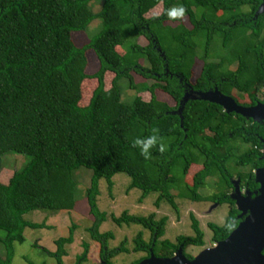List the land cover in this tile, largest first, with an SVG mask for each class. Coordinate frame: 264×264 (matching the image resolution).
Wrapping results in <instances>:
<instances>
[{
	"label": "trees",
	"instance_id": "obj_1",
	"mask_svg": "<svg viewBox=\"0 0 264 264\" xmlns=\"http://www.w3.org/2000/svg\"><path fill=\"white\" fill-rule=\"evenodd\" d=\"M91 1L0 0V171L5 153L24 158L6 183L0 181V229L6 248L0 264H11L12 242L24 241L25 227L44 226L23 214L73 210V173L79 167L92 172L84 199L92 218L88 231L99 244L97 264H113L112 257L129 251L124 241L109 249L112 233L99 232L107 219L97 206L100 178L111 188V177L125 173L129 188L141 190L140 200L158 193L156 206L165 200L176 209V195L227 203L225 222L207 224L212 243L226 238L240 221L230 198L233 181L252 195L259 186L254 177L256 169L264 168V119L228 113L194 96L218 90L243 106L264 103V12L257 13L261 0H102L97 13ZM160 2L161 13L145 17ZM179 5L186 9L189 26L166 15ZM95 16L101 28L78 46L73 35L86 33ZM94 59L97 68L89 72ZM197 60L201 64L194 75ZM131 72L151 83L124 102L119 80L126 77L133 88ZM156 90L172 103L159 99ZM143 91L149 99L138 94ZM244 95L249 102L238 99ZM154 130L159 140L146 160L133 142ZM189 170L194 173L188 181ZM211 181L215 192L202 195L200 188ZM110 217L117 225L139 224L150 233L148 241L142 231L133 238L132 252L145 254L130 264H138L150 250L157 257H170L179 246L184 251L187 245H204L193 216L195 236H178L175 243L159 239L166 217L156 220L154 212L136 216L124 211ZM227 222L230 227H225ZM74 228L72 223L69 235L54 241V251L35 246L63 264ZM83 245L74 264L86 259L88 245Z\"/></svg>",
	"mask_w": 264,
	"mask_h": 264
},
{
	"label": "rangeland",
	"instance_id": "obj_2",
	"mask_svg": "<svg viewBox=\"0 0 264 264\" xmlns=\"http://www.w3.org/2000/svg\"><path fill=\"white\" fill-rule=\"evenodd\" d=\"M101 3L102 0H92L90 2V7L94 13L99 11ZM161 11L162 3L160 2L149 10L145 14V17L149 18L159 15ZM180 19L189 26L186 16H183ZM168 22L172 23L170 20L166 23ZM175 23L176 22L172 24ZM100 28V17L95 16L88 24L86 33L79 32L74 34L73 39L78 46L83 45L88 41V38L95 35ZM200 41L203 42L202 39ZM138 42L144 44L145 39L139 37ZM94 60L90 65L89 72H94L97 68L96 60L95 62ZM143 64L146 65L145 62H143ZM200 64L201 61L197 60L194 66V75L198 72ZM131 75L133 77V88H129L128 79L126 77H122L119 80L121 100L124 102H131L137 93L136 91L151 83V80H145L138 74L131 72ZM155 92L159 99L166 101L169 100V103H172L166 94L158 90ZM138 94L142 95L145 99H149L150 97L148 92L143 91ZM238 99L242 102H249L248 97L245 95ZM2 162L3 166L0 171V181L6 183L13 171L22 167L24 158L16 153H5L2 156ZM193 173V170H189L186 175L188 181L191 180ZM91 174V170L84 167H79L74 170L73 177L76 182V201L73 210L54 212L50 210L36 209L23 214L25 220L42 224L44 226L24 228V241L12 242L13 255L11 256V264H57L55 257L43 252L39 247L54 251V241L60 237H66L69 235V227L72 223L75 224V228L73 229L72 241L65 245L66 254L62 256L63 264H74L76 257L82 254L84 250V243L88 245V249L86 259L81 264L98 263L99 244L94 241L89 234L88 227L92 223V218L88 212V206L84 199L85 189L89 186ZM111 181V188L108 187L104 178H100L98 182L99 194L97 195V206L101 211L107 214V219L101 223L99 232L109 231L112 233L113 237L108 240L109 249L118 247L124 241L123 246L129 250L128 252H121L112 257L110 261L113 264H130L134 260L144 256V252H132L134 247L132 240L138 231H142V236L145 241H148L150 238L149 231L139 224L126 225L121 223L122 225H117L111 219L110 215L118 217L124 211L136 216H147L154 212L156 220L166 217L164 233L159 239H167L173 243L177 242L176 238L178 236H195V232L191 228V218L193 216V218L197 220L198 226L202 231L204 245H187L184 249L185 253L191 255L193 258L204 248L214 246V243L211 242L212 232L207 224L214 223L216 225H222L225 222L228 212L227 203L218 204L211 201L194 202L176 195V209L171 207V205L165 200L160 201L159 205L156 206L155 200L158 193L150 192L140 200L141 190L138 188H129L131 180L125 173H115L111 177ZM214 190L211 181L210 184L208 183L206 186L200 188V193L206 196L215 192ZM4 238L5 232L0 229V257L6 256V248L3 243ZM35 244L39 247L35 246Z\"/></svg>",
	"mask_w": 264,
	"mask_h": 264
},
{
	"label": "water",
	"instance_id": "obj_3",
	"mask_svg": "<svg viewBox=\"0 0 264 264\" xmlns=\"http://www.w3.org/2000/svg\"><path fill=\"white\" fill-rule=\"evenodd\" d=\"M262 12L264 0H261L257 10V13ZM194 97L217 103L228 113L236 112L254 121L264 119L262 102L243 106L218 90L200 92ZM254 180L259 185L254 195L249 190L242 191L238 182L233 181L230 198L235 201L240 221L226 238L204 248L191 259L184 255L182 246H179L170 257H157L150 250V255L138 264H264V168L255 170Z\"/></svg>",
	"mask_w": 264,
	"mask_h": 264
},
{
	"label": "clouds",
	"instance_id": "obj_4",
	"mask_svg": "<svg viewBox=\"0 0 264 264\" xmlns=\"http://www.w3.org/2000/svg\"><path fill=\"white\" fill-rule=\"evenodd\" d=\"M186 9L183 5L171 7L166 11L167 17L171 19H180L185 15ZM158 130H154V134L146 137V138H136L133 142L134 147H138L140 149L141 155L147 160L151 158V151L154 146L157 145L159 137L155 132ZM160 150L164 151V145H160ZM231 222H227L225 227H230Z\"/></svg>",
	"mask_w": 264,
	"mask_h": 264
},
{
	"label": "flooded vegetation",
	"instance_id": "obj_5",
	"mask_svg": "<svg viewBox=\"0 0 264 264\" xmlns=\"http://www.w3.org/2000/svg\"><path fill=\"white\" fill-rule=\"evenodd\" d=\"M263 92H264V89H263ZM264 141V140H263ZM261 158H263L264 159V143H263V147H262V156H261ZM260 167H262V166H260ZM264 167V166H263ZM243 191V190H242ZM188 258V257H187ZM192 258V257H191ZM191 258H189V259H191Z\"/></svg>",
	"mask_w": 264,
	"mask_h": 264
}]
</instances>
